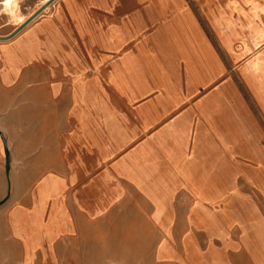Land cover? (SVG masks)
Here are the masks:
<instances>
[{
	"label": "crops",
	"instance_id": "crops-1",
	"mask_svg": "<svg viewBox=\"0 0 264 264\" xmlns=\"http://www.w3.org/2000/svg\"><path fill=\"white\" fill-rule=\"evenodd\" d=\"M5 1L0 264H264V0Z\"/></svg>",
	"mask_w": 264,
	"mask_h": 264
},
{
	"label": "rangeland",
	"instance_id": "rangeland-1",
	"mask_svg": "<svg viewBox=\"0 0 264 264\" xmlns=\"http://www.w3.org/2000/svg\"><path fill=\"white\" fill-rule=\"evenodd\" d=\"M60 0H56L51 10ZM30 12H35L41 7L42 0H33ZM21 5V4H20ZM18 5L17 8L20 6ZM23 13V7L20 6ZM49 10L45 15L50 14ZM37 12V11H36ZM16 23L19 21L14 20ZM105 233H103V236ZM117 239H109L108 237H98L96 240L87 242H80V251L77 256H64L63 264H149L148 257L144 254H137V248L143 246L146 251L151 246L150 240L135 241L120 238L126 236L125 231L118 234ZM99 236V235H98ZM90 253V254H88ZM90 257V258H89Z\"/></svg>",
	"mask_w": 264,
	"mask_h": 264
},
{
	"label": "bare ground",
	"instance_id": "bare-ground-1",
	"mask_svg": "<svg viewBox=\"0 0 264 264\" xmlns=\"http://www.w3.org/2000/svg\"><path fill=\"white\" fill-rule=\"evenodd\" d=\"M54 0H43V3H46V5H49L50 3H52ZM5 5H6V9H7V13H11L13 16V19L16 21H20V16L17 14V6L20 5V0H6L5 1ZM45 6V5H44ZM43 6V7H44ZM5 7V6H4ZM42 7V8H43ZM39 13V12H38ZM24 22V21H23Z\"/></svg>",
	"mask_w": 264,
	"mask_h": 264
},
{
	"label": "water",
	"instance_id": "water-1",
	"mask_svg": "<svg viewBox=\"0 0 264 264\" xmlns=\"http://www.w3.org/2000/svg\"><path fill=\"white\" fill-rule=\"evenodd\" d=\"M0 39H4V38L0 37ZM6 157H7V164L9 166L10 165V162H11V158H10L9 152L7 150H6Z\"/></svg>",
	"mask_w": 264,
	"mask_h": 264
}]
</instances>
